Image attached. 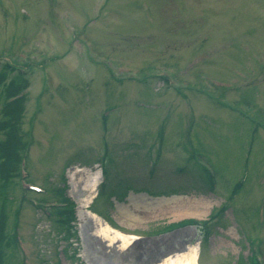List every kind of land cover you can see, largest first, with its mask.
Returning <instances> with one entry per match:
<instances>
[{"label":"rangeland","instance_id":"374dc122","mask_svg":"<svg viewBox=\"0 0 264 264\" xmlns=\"http://www.w3.org/2000/svg\"><path fill=\"white\" fill-rule=\"evenodd\" d=\"M2 71L0 122L28 87L0 264H169L196 243L197 264H264V0H0ZM64 195L78 241L46 212ZM190 219L207 226H173Z\"/></svg>","mask_w":264,"mask_h":264},{"label":"trees","instance_id":"16d2710c","mask_svg":"<svg viewBox=\"0 0 264 264\" xmlns=\"http://www.w3.org/2000/svg\"><path fill=\"white\" fill-rule=\"evenodd\" d=\"M8 72L12 73L17 71V68L11 64L6 65ZM20 76L15 78L8 87V100L3 109V116H10L8 120L0 122V131L5 134L6 140H0V173L2 175V180L5 183L13 180V169L12 162L15 155L18 153L17 140L19 138L20 118L25 111V96L21 93L28 87V83L23 79L24 73L19 72ZM6 71L0 72V88L3 83H6ZM19 174V173H18ZM57 204H53L46 212L49 216H54L56 222L60 227H62L67 233L64 234V239L70 241L73 239L79 240V234L77 230V209L76 204L73 200L67 198L65 195ZM192 220H184L175 223L173 226L187 225ZM5 236L2 234L0 236V259L2 258L1 244L4 242ZM10 243V241H8ZM70 245L72 243H69ZM258 255H253V259L250 258V264H261Z\"/></svg>","mask_w":264,"mask_h":264},{"label":"bare ground","instance_id":"6f19581e","mask_svg":"<svg viewBox=\"0 0 264 264\" xmlns=\"http://www.w3.org/2000/svg\"><path fill=\"white\" fill-rule=\"evenodd\" d=\"M89 182L86 185L85 189L89 192L93 191V195L88 200V204L91 203V199L95 197L96 190L95 186L99 185L101 180V174L98 172L89 176ZM88 204L86 206H88ZM203 204V203H202ZM88 214L95 220L96 228L95 234L109 238L111 241L122 240L125 244L129 243L132 239L135 238L133 235H127L120 232L119 230L113 228L108 223H106L98 214L87 210ZM200 253L199 244L196 243L189 248V251L183 256L177 257V259H171L169 264H197Z\"/></svg>","mask_w":264,"mask_h":264}]
</instances>
